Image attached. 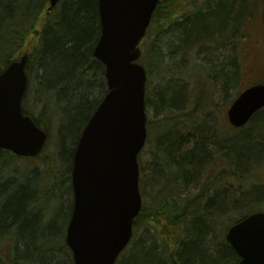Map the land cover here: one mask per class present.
<instances>
[{
	"label": "trees",
	"instance_id": "trees-1",
	"mask_svg": "<svg viewBox=\"0 0 264 264\" xmlns=\"http://www.w3.org/2000/svg\"><path fill=\"white\" fill-rule=\"evenodd\" d=\"M48 10L49 0H0V74L30 54L27 72L31 77L36 71L48 102L42 114H33L25 104L23 110L51 138L43 117L53 111L52 104L60 108L57 156L71 181L79 138L107 93L105 66L94 57L102 33L99 0H61ZM251 22L255 29H249ZM251 37L255 41L248 43ZM261 42L264 0L159 1L142 44L149 115L147 149L139 158L144 206L117 264L240 262L225 235L238 221L264 211V183L258 181L264 164V110L239 131L219 117L220 111L215 110L212 120L210 112L200 117L195 110L204 105L211 111L215 97L230 95L245 71L248 53L258 54ZM193 53L205 64L193 60L192 66L203 71L210 92L204 86L194 91L196 107L188 109L185 89L167 80L183 73L175 69ZM226 53L232 54L228 61L223 60ZM256 62L250 63L252 71ZM261 70L260 64L255 72ZM190 73L184 76L188 80ZM156 76L168 84L151 91ZM255 84H264V79ZM97 87L99 98L93 97ZM14 157L0 150V163ZM249 169L254 172L247 173ZM40 202L0 209V234L9 235L11 244L6 251L0 248V264H74L66 228L62 231L56 223L59 215L45 222ZM72 210L73 204L68 222Z\"/></svg>",
	"mask_w": 264,
	"mask_h": 264
},
{
	"label": "water",
	"instance_id": "water-1",
	"mask_svg": "<svg viewBox=\"0 0 264 264\" xmlns=\"http://www.w3.org/2000/svg\"><path fill=\"white\" fill-rule=\"evenodd\" d=\"M61 0H50L52 11ZM159 0H99L102 33L94 57L105 66L108 92L79 139L72 166L74 207L66 243L74 264H116L143 207L139 156L148 139L147 71L139 62ZM29 54L0 74V150L36 158L48 133L24 114ZM264 109V84L245 89L227 116L236 129ZM238 264H264V212L226 232Z\"/></svg>",
	"mask_w": 264,
	"mask_h": 264
},
{
	"label": "rangeland",
	"instance_id": "rangeland-1",
	"mask_svg": "<svg viewBox=\"0 0 264 264\" xmlns=\"http://www.w3.org/2000/svg\"><path fill=\"white\" fill-rule=\"evenodd\" d=\"M262 27L263 25H260V29ZM255 28L256 25L251 22L249 29L252 30ZM253 40L255 41V39L251 37L248 43H251ZM143 46L141 47L143 48ZM258 49V54L252 53L253 51L251 50L246 57L248 60L245 62V65L243 62L245 71L238 85L235 83V86L237 85V87H234L228 96L215 97L214 108L211 109V111L210 109H205L204 105H198L196 107L197 99L196 96L194 97V91L199 90L202 86H204L206 91L210 92V85L206 79L201 76L204 74L203 71L198 67L192 66L193 60H196V63L205 65L201 59L197 58L198 56H196L195 53L192 55H187L185 62H183L182 65L180 64L175 69L176 71H182L183 73L177 72L173 76L171 75V78H169L167 81H171L170 84L176 87H183L185 89L183 90V94L187 93V96H190L188 102L186 103L187 108L194 109L196 107L195 112L198 113L200 117H205L206 114L210 112L212 116L210 114L209 119L214 120L216 117V110L220 111L219 117L225 119L227 118V110L229 109V106L239 93L238 90L241 92L255 81L264 79L263 70L255 72V70L260 67V64L262 67H264V44L262 42L260 43ZM231 57V53H226L223 57V60L228 61ZM256 59L257 62L253 67L254 71H252L250 63ZM202 68L204 69V67ZM211 70L212 67H210V71ZM184 71L187 74H185ZM189 71L192 75V79L190 80L184 77L185 75H188ZM36 74L37 73L35 70L31 74L29 88L24 100V104L33 114L38 115L40 111L41 114L44 111V107L48 102V99L45 97V91L43 87L40 89V81L36 77ZM205 76L207 77V75ZM200 80L202 83H200ZM166 82L162 83L160 77L156 76L151 79L150 90L155 91L161 86L167 85L168 83ZM210 83L214 84V80H211ZM93 94V97L96 96L95 98H99L101 96L100 89L97 87V90H93ZM52 107L53 111L50 110V115L46 114V117H43V123L47 125L52 134V137L50 138L43 154L36 159L14 157L0 163V209H6L12 205H28L31 201L35 202L39 200L40 202L41 197H43V195L49 191L50 193L47 196L45 195L46 199L41 201L38 206L41 207L45 222L55 218L56 214L59 215V220H57L56 223L60 230L64 231L68 222L71 205L73 204V189L71 186V181H69L67 178L66 170L60 158L57 156L58 140L56 138V129L59 117L56 115V113L59 115L60 108L57 109V107H55L53 104ZM60 115L63 116V113H60ZM218 120L219 119H217L216 122ZM216 146L220 147L219 140ZM143 156H146V160V153ZM259 169L260 179L258 181L264 183V164ZM253 172L254 169H249L247 173L250 174ZM16 195L19 198L14 200L12 197H15ZM261 208L264 209V205H262ZM8 240L9 235L0 234V248L4 251H6L11 246V244L8 243ZM60 255L62 258L68 257V253Z\"/></svg>",
	"mask_w": 264,
	"mask_h": 264
},
{
	"label": "bare ground",
	"instance_id": "bare-ground-1",
	"mask_svg": "<svg viewBox=\"0 0 264 264\" xmlns=\"http://www.w3.org/2000/svg\"><path fill=\"white\" fill-rule=\"evenodd\" d=\"M201 53H202V56H201V57H204V56H205V57L207 58V56H206V54H205L204 51H202ZM209 56H210V54H209ZM199 57H200V56H199ZM201 57H200V58H201Z\"/></svg>",
	"mask_w": 264,
	"mask_h": 264
}]
</instances>
